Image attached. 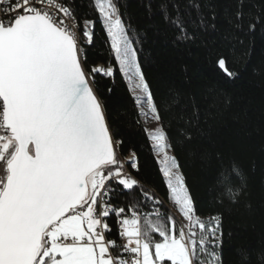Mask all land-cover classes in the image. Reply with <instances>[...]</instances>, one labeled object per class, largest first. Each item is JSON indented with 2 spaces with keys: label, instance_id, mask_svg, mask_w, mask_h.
<instances>
[{
  "label": "snow or ice",
  "instance_id": "snow-or-ice-1",
  "mask_svg": "<svg viewBox=\"0 0 264 264\" xmlns=\"http://www.w3.org/2000/svg\"><path fill=\"white\" fill-rule=\"evenodd\" d=\"M90 3L92 19L78 13L75 0H0V264H223L222 214L198 215L142 68L143 37L125 18L122 0ZM238 5L235 26L242 29L243 0ZM187 9L196 11L200 29H216L197 0H188L190 16ZM159 11L178 30V41L195 39L178 0H163ZM210 19L215 21L214 12ZM98 23L109 56L134 84L138 115L150 114L160 125L145 133L154 157L162 156L156 163L182 216L179 223L165 214L155 192L126 171L138 173L139 160L135 153L122 159V141L96 87L98 75L112 78L115 70L89 61ZM258 24L264 25V15L254 17L248 31ZM215 64L225 78H236L225 56ZM178 103L173 95L169 107ZM192 107L177 130L180 144L193 143L190 129H199L194 97ZM191 155L212 162L217 199L238 203L247 176L235 158L206 150ZM120 197L124 206L114 203ZM113 218L119 242L110 238ZM237 254L246 264V250Z\"/></svg>",
  "mask_w": 264,
  "mask_h": 264
},
{
  "label": "trees",
  "instance_id": "trees-1",
  "mask_svg": "<svg viewBox=\"0 0 264 264\" xmlns=\"http://www.w3.org/2000/svg\"><path fill=\"white\" fill-rule=\"evenodd\" d=\"M162 2L122 0V5L125 18L143 37V43L138 45L142 68L162 110L164 127L175 145L174 154L184 165L198 215L208 218L222 214L223 264H242L238 249L246 250V264H264V25L258 24L255 32L248 31L250 21L264 15V0H243L242 29L235 26L238 0H197L209 23L216 24L215 30L207 31L195 23L194 9H187L190 16L185 13L188 0H178L186 27L195 35L187 42L177 40L178 30L161 15ZM75 4L81 16L94 18L90 0H75ZM213 12L215 21L210 19ZM95 39L96 45L89 52L90 64L112 66L115 70L112 78L98 75L96 87L109 123L122 141V157L135 153L140 171L131 170V174L168 203L169 192L139 110L126 78L108 54L106 36L99 23ZM218 55L227 58L228 67L237 73L235 79L225 78L216 67ZM176 94L179 103L169 107ZM193 97L200 109L199 129H190L193 143L180 144L177 130L184 128L185 120L193 114ZM193 150L235 158L247 176V189L238 197V203L217 199L212 162L199 155L193 157ZM114 203L124 206L125 197ZM161 208L167 215L163 205ZM109 223L113 229L110 238L119 242L115 219Z\"/></svg>",
  "mask_w": 264,
  "mask_h": 264
},
{
  "label": "rangeland",
  "instance_id": "rangeland-1",
  "mask_svg": "<svg viewBox=\"0 0 264 264\" xmlns=\"http://www.w3.org/2000/svg\"><path fill=\"white\" fill-rule=\"evenodd\" d=\"M127 83H128L129 89H130V91H131V93H132V95H133V97H134V95L136 94V93H135V89H134V84L130 83L129 81H127ZM137 108H138V107H137ZM138 110H139V112L141 111V109H138ZM144 110L146 111V108H145ZM140 117H141V120H142V122H143V125H144L145 129H147L148 132H152V131H154L157 127L160 126L159 123L155 121L154 117H151V118H150V114H149V116H142V115H140ZM150 143H151V142H150ZM169 154H172V152L170 151ZM155 157H156V159H162V156H155ZM126 167H127V166H126ZM127 168H128V167H127ZM168 205H172V207H173L174 210L176 211V215L182 218L181 214L178 212V206H176V205L174 204V202H172L170 199H169V201H168Z\"/></svg>",
  "mask_w": 264,
  "mask_h": 264
},
{
  "label": "built area",
  "instance_id": "built-area-1",
  "mask_svg": "<svg viewBox=\"0 0 264 264\" xmlns=\"http://www.w3.org/2000/svg\"><path fill=\"white\" fill-rule=\"evenodd\" d=\"M97 67H104V66H102V65H97ZM104 68H107V67H104ZM130 155H131V154H128L126 157H122V159H126V158H128ZM131 170H132V169L126 167V171L131 172ZM159 199L162 200V201L164 202V203H163V207L167 210V213H168V214H171V215L177 220V222L179 223V222L182 220V218L176 215V211L174 210V208L171 207L170 205H168V203H167L163 198L159 197ZM114 219H115V218H114ZM115 229H116L117 234H118V232H119V226H118L116 220H115ZM118 238H119V236H118Z\"/></svg>",
  "mask_w": 264,
  "mask_h": 264
}]
</instances>
